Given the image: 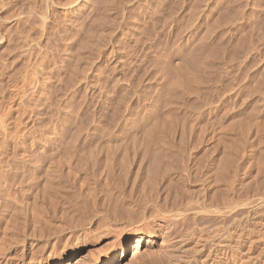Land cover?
I'll use <instances>...</instances> for the list:
<instances>
[{
    "label": "rangeland",
    "instance_id": "rangeland-1",
    "mask_svg": "<svg viewBox=\"0 0 264 264\" xmlns=\"http://www.w3.org/2000/svg\"><path fill=\"white\" fill-rule=\"evenodd\" d=\"M263 5L0 0V264H264ZM153 139L207 142L213 151L218 145L209 155L230 161L229 213L197 216L184 232L186 250L179 238L171 241L175 228L183 229L175 221L138 225L99 213L102 222L89 220L100 211L83 184L89 148ZM73 154L87 157L72 163L78 180L64 175L62 194L44 199L46 168L64 160L66 166ZM101 178L93 181L96 199ZM40 215L51 223L50 238L38 239ZM220 239L229 247H217ZM200 244L206 246L198 254Z\"/></svg>",
    "mask_w": 264,
    "mask_h": 264
},
{
    "label": "bare ground",
    "instance_id": "bare-ground-1",
    "mask_svg": "<svg viewBox=\"0 0 264 264\" xmlns=\"http://www.w3.org/2000/svg\"><path fill=\"white\" fill-rule=\"evenodd\" d=\"M66 4H68V3H66ZM31 6H33V5H31ZM64 6H65V4H64ZM57 16H59V15H57ZM231 16H233V15H231ZM204 37L202 36V38H198V43L200 42V44H199V46H200V49H199L200 50V53H199V51H198V53L200 55H201V53L203 51L202 49L204 47L203 46V43H204L203 38ZM191 39H193V38H191ZM189 41H191V40H187L183 44H180V46L187 45V42H189ZM202 58H203V56H202ZM163 59H166V57L163 58ZM164 62H166V61H164ZM167 64H169V63H167ZM188 75H190V74H188ZM217 83H219V82H217ZM98 91H100V90L98 89ZM223 91H225V90H223ZM218 99H219V97H218ZM205 103H203V104L205 105ZM154 126H155V123H154ZM156 126H157V124H156ZM258 129H259V127H258ZM152 132H150V135L152 134ZM169 134H170V132H169ZM160 136H163V135H160ZM222 137H220V138H222ZM155 138H156V136H155ZM149 141L150 142L146 141L144 143L143 142L142 143L141 142H139V143L138 142H135V143L134 142L133 143L132 142L131 143H123V142L122 143H120V142L119 143H115V142L114 143H111V142L110 143L109 142L106 143L105 142L103 144H97V145L95 144L96 147L94 148V146H93L92 147L93 149L92 148H89V150L91 149L89 151L90 152V156L88 155V157H89L88 159L89 160L87 159V157H86V159L88 161V164H90L89 167H91V169L89 168L90 174L87 173V175H86L88 177V178L86 177L87 178V183H85L86 181L84 180L85 182L83 184H86L87 195H88V197L90 196L91 199H92L91 204L93 203V205H92L93 206V209L95 210L94 207H99L100 208V211L99 212L98 211L96 212V211H93L92 210V213H94V212L95 213L94 214H90V215H92V217L89 219L90 220V223L92 222L93 218L97 219L100 216V215H98V213L101 214L104 217V219L105 218L110 219V215L111 216L113 215L115 217V218H113V216H112V218L114 220L115 219L117 220V218H119L118 215L120 214L121 216L125 217L130 224H138V225L139 224H146V223H149L150 221H156V220L175 221L174 223H176V225H179V226L183 227V229H179V227L177 226V228H175V230H174V237H173V239H171V241H173L174 239H178L179 238L180 240L178 242H176V243H179L180 244L179 245V248L181 247V249L183 248V250H186L185 249V247H186L185 245L186 244L184 245V243L182 242V241H184V239L186 241V238H184V236H185L184 235V232L187 231V229L191 228L190 226L195 222L197 216H199V215H201L203 213H207V214H221V215L222 214L228 215V213H229V210H230V201H231L230 200L231 199L230 194H231V192L233 190L231 189V185H232V183H231L232 182L231 181V178H232L231 174L232 173L230 171L231 169H230V166L228 164V162H230L229 159H228V155H227L228 153L226 154L227 155L226 157H224L222 155V154H225V153H222L221 154L222 155V158H220V159L219 158H216V157L210 156L209 155V152H211L210 154L212 155V151L213 150L211 149V147L209 148L206 145L207 142H206V144H205V142L203 144L202 143H196V141H195V143H192V141L190 143L179 142V141L178 142H173L172 141L171 143H169V142H166L167 140L166 141L160 140V141H163V142H159L157 140L159 142L158 143V142H155V139H153L154 142H151V140H149ZM215 141H216V139H215ZM199 142H201V141L199 140ZM215 143H218V142H215ZM221 143H222V141H221ZM213 147H215V146H213ZM215 148H214V151H215ZM223 148L221 150H223ZM225 148H224V152H227V151H225ZM216 149H218V148H216ZM227 149L228 148H226V150ZM74 150H76V149H74ZM83 153L85 154L86 152H83ZM86 154H88V153H86ZM86 154L84 156H86ZM72 157H73V160L71 162H69L70 161V158L67 157L68 158L67 160H69V161H66V163H67L66 166H65V160H64V164L62 163L63 161L62 162L61 161H58L56 163L55 162L54 163L51 162L54 165H49V167H52V168H50L48 170L46 168L45 173H43L44 174L43 175L44 176L43 177L44 178V183L42 182V185H43V186L41 185V191H42V193L40 195V196H43L44 199H48L50 202H53V200H56L57 195L59 194V192L60 191L61 192L63 191L62 190L63 189L62 188V183H63V181H65L64 180L65 177H67V176L68 177H72V178L74 177L73 179L78 180V179H76L78 175L77 176H73V173H72L73 172L72 171L73 170L72 163L73 162L76 163V161H78V164L81 165V164L84 163V160H86V159L84 157H81V156H80L81 158L79 159V156L78 155H75V154H73L71 156V159H72ZM60 162L63 165H60ZM74 163H73V165H74L73 167H75V164ZM230 165H232V164H230ZM62 167H66L67 170L64 169L65 172H63ZM64 175H65V177H63ZM101 175H102V178L100 180H101L102 183H100L101 189H99L100 190L99 193L101 194V197L100 198H97V199L94 197L95 198L94 199L93 196L95 195L94 193H95V189L96 188H94V182L93 181L95 179L101 177ZM93 176L94 177L96 176V178L94 179ZM62 177H63V179H61L62 180V183H61L60 178H62ZM79 181H80V179H79ZM65 184H64V186H65ZM219 186L222 187L223 197H221L219 195V193H220L219 192V189H220ZM61 192H60V194H62ZM32 197H34V196H32ZM104 206H106V207H104ZM52 213H55V210ZM61 213H63V212L61 211ZM74 214H75V212H74ZM41 215H42V213H41ZM40 216H39V218H42V216L41 217ZM78 216H76V217H78ZM78 218H77V220L79 222H81L82 219L80 218L81 220H79ZM98 219H100V217ZM101 219H100V221H101ZM7 220H8V218H7ZM37 221L39 222L40 220L38 219ZM85 221H86V219H85ZM97 221H99V220H97ZM110 221H111V219H110ZM39 223H40V225H39L40 228L38 227V231H40V233L38 232V234H40V235H38L39 238H38V236H37V238L39 240L40 239L42 240L43 238L45 239L46 237H49V235L51 234L50 232L52 230L49 227V226H51V223L49 225V219L47 217H43ZM109 224H111V223H109ZM109 224H106V225H109ZM69 225H70V223L68 224V226ZM112 228L113 227H110V230ZM49 229H50V232H49ZM3 230H4V228H3ZM3 234H4V231H3ZM52 234H54V233L52 232ZM32 235H35V234H32ZM220 238H222V237H220ZM139 241L140 240H137L136 241L135 248H138ZM228 242L229 241H227V240L224 239V240H221V241H218L217 243L216 242L215 243H216V246L217 247H219V248H225L227 246L229 247ZM20 243H22V242H20ZM123 243H125V240H123ZM174 243L175 242H172L170 245H175ZM31 245H34V243L31 244ZM205 246L204 245H201V244L198 245L197 246L198 248L195 249V252L198 253V254H201L203 252V250H204L203 247H205ZM32 251H34V250H32ZM192 251H193L192 252L193 254H196V253H194V250H192ZM179 252H180V250H179ZM220 252H221V250H220ZM225 252H227V251H225ZM222 253H223V251H222ZM207 254L209 255L210 253H207ZM125 255H126V249H124V251H123V257ZM169 255H170V253H169ZM179 255H178V259L183 254H181L180 257H179ZM226 256H228V255L226 254ZM172 257H173V254H172ZM172 257H170L171 260H172ZM204 258H206V257H204ZM204 258H202V260H204V261L207 262V260H205ZM217 258L218 257H216V259ZM223 258H225V257H223ZM223 258H222V260H223ZM110 259L111 258L107 259L106 262H109ZM180 259H183V257L180 258ZM210 259L212 260L213 258H210ZM222 260L220 259V261H222ZM177 261H181V260H177ZM187 261H189V260H187ZM213 261H214V259H213ZM183 262H185L184 259H183Z\"/></svg>",
    "mask_w": 264,
    "mask_h": 264
}]
</instances>
